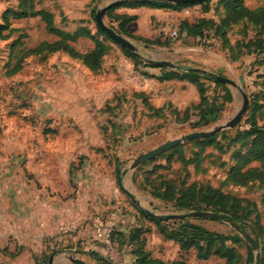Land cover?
<instances>
[{
  "label": "rangeland",
  "instance_id": "1",
  "mask_svg": "<svg viewBox=\"0 0 264 264\" xmlns=\"http://www.w3.org/2000/svg\"><path fill=\"white\" fill-rule=\"evenodd\" d=\"M106 1L33 0V8L51 16L55 30L78 35L68 43L77 52L94 46L92 38L85 36L87 30L108 43L101 67L92 71L67 51L28 53L42 41L61 40V35L49 31L39 15L9 16L5 23V12L19 9L21 0H0V264H47L52 253L54 264H72L74 258L87 264H137L136 244L129 241L135 232L144 240V249L165 262L182 257L188 264H224L213 256L197 258L194 248L179 251L175 242L158 231L156 220L160 219L145 212H189L174 202L191 184L219 188L249 201L247 217L246 211L238 213L241 217L236 223L242 225L241 231L223 220L167 219L160 220L162 224L174 227L177 221L188 220L228 237L237 234L241 242L227 244L241 253L242 264H254L256 251L259 264H264V190L256 183L235 186L226 180L235 154L249 145L252 124L264 126V34L254 24L232 27L225 41L233 48L231 54L226 51L229 61L206 66L200 49L180 54L169 49L174 45L207 48L209 34L186 36L180 27L184 21L217 20L221 15L217 0L188 5L143 0L175 5L140 12L138 29L153 43L127 36L116 21L103 16L134 43L136 49L130 51L102 34L95 23L94 14ZM245 4L255 8L264 6V0H245ZM175 27L177 36L171 38ZM130 55H136L138 62ZM147 59L168 60L177 67H159ZM191 68L234 80L248 97L246 111L235 127L183 141L132 168L138 155L164 142L189 132L220 128L241 105L235 88L201 78L206 99L200 103L199 97L185 108L177 103L155 107L142 93L153 79ZM177 80L196 87L190 80ZM182 101L177 100L178 104ZM122 189L133 193L142 207ZM94 222L113 228V261H106L102 243L92 236ZM75 250L83 252L76 254Z\"/></svg>",
  "mask_w": 264,
  "mask_h": 264
},
{
  "label": "trees",
  "instance_id": "2",
  "mask_svg": "<svg viewBox=\"0 0 264 264\" xmlns=\"http://www.w3.org/2000/svg\"><path fill=\"white\" fill-rule=\"evenodd\" d=\"M207 1L209 0H204V2ZM188 4L190 3L185 5ZM32 5L33 0H21L19 9H10L5 12L3 16L4 22L8 23L9 16L17 19L39 15L45 22L46 28L53 33L58 32V35H61V40H55L53 42L42 41L37 46L30 49L28 53L44 54L63 50L67 51L72 57L80 59L82 63L92 71L98 70L101 67L102 58L109 49L107 42L94 38V36L87 30L85 36L92 38L94 46L87 52L79 53L68 44L71 41H75L78 35L67 34L55 30L51 16L46 11L36 10ZM144 5H148L151 8L175 6L162 1H116L105 11V16L111 21H116L119 30L127 36L147 43H153L152 41L147 40V38L133 35L128 31L127 24L130 21L135 20L137 18L136 15L116 12L120 7H141ZM216 9L221 12L220 17L217 20H212V18L201 19L194 24L184 21L180 27L181 33L184 32L186 36L198 37L204 36L205 33L209 35L211 34L213 37H216L221 41L222 49L227 50L228 54H231L233 48L230 43L227 44L225 41L229 39V31L232 27L238 26L241 23L254 24L260 29L261 33L264 34V6L249 8L245 4V0H217ZM6 26L7 25H5V27ZM98 29L106 36L105 32L100 28ZM208 29L210 30L208 31ZM261 42L264 43V38ZM130 56L133 61L138 62L136 61L138 60L136 55ZM146 64L148 65L149 63ZM199 73L200 72L195 70L188 69L186 73L180 74L167 72L164 76L162 75L160 78L156 79L162 81L176 78L187 79L194 82L201 103L206 99V87L204 83L201 82V79L213 81L216 85H222V83L218 82L210 75L205 74L206 76H203L201 75L202 73ZM225 95L228 99H231L230 93L227 89H225ZM166 105H168V103ZM252 125L253 130L249 133L252 138L249 140V145L243 153L235 154V162L228 170L226 180L228 184L235 186H245L249 183H256L260 189L264 190V126L260 127L256 123H253ZM184 191L185 193L175 198L174 205L177 208L189 209L190 211L212 210V212L224 215L228 219H232L234 222L240 220L241 216L238 215L240 211H246L244 216L247 217L250 213L247 209L252 206L249 201L228 195L219 188H211L201 185L196 187L194 184H191ZM261 201L264 205V193L262 194ZM246 206H248L247 209ZM177 222V226L171 227L162 224L163 222L160 220H156L160 234L165 239L175 242L180 251L186 252L194 248L196 250V257L200 259H208L213 256L223 259L224 264L243 263L241 253L234 248V245L227 244V241H232L235 245H238L236 242H241V238L237 234H234L233 237H228L223 233L205 229L188 220H179ZM240 227H242V225H240ZM129 241L136 244L133 253L137 264H188V262L182 257L170 262H165L159 258L152 257L144 249L145 242L143 239L139 240L138 232H135L134 235H130ZM100 260L104 261L102 258H100ZM106 261L108 260L106 259Z\"/></svg>",
  "mask_w": 264,
  "mask_h": 264
},
{
  "label": "water",
  "instance_id": "3",
  "mask_svg": "<svg viewBox=\"0 0 264 264\" xmlns=\"http://www.w3.org/2000/svg\"><path fill=\"white\" fill-rule=\"evenodd\" d=\"M118 0H108L106 1L94 14V20L98 28H100L103 32H105L112 40L116 41L118 44H120L122 47L126 48L127 50L134 51L136 49L135 45L133 42H131L129 39H127L125 36L122 34L118 33L116 30H114L111 26H109L105 21H104V13L105 11L114 3ZM170 1L173 3H192V2H197V1H202V0H166ZM147 61L155 64L156 66L159 67H165L168 69H175L177 66L172 63L171 61L168 60H149ZM191 70H195L197 72H200L202 74H207L212 77H214L218 82L228 84L235 88L237 90L236 96L242 98V103L241 105L236 109L234 112L233 116L224 122L220 128L217 129H212V130H204V131H193L186 133L178 138L169 140L167 142H164L152 149H150L147 152H144L140 155H138L133 161H132V168L142 164L143 162L150 160L151 158L157 156L164 150L170 149L179 143L183 141H189L193 139H199V138H205L209 137L211 135H214L217 133L221 128H233L235 127L238 122L240 121L243 113L246 111L248 107V97L244 91L241 90L239 85L232 79L227 78L225 76L217 75L213 72L206 71L201 68H191ZM122 191L129 197L131 201H133L138 207H142L140 202L135 198L134 194L131 193L130 191L126 189H122ZM145 212L153 216L157 219L160 220H167V219H185V218H197V219H210V220H223L225 222H228L230 226L237 232L241 231V227L239 224L234 222L232 219H228L224 215H219L216 212H210V211H205V210H195V211H189L185 213H170L166 215H160V214H155L152 213L148 210H145ZM254 244V242H251ZM83 252L82 250H75L74 253H80ZM54 254L52 253L48 257L47 264H54ZM72 264H87L83 260H80L78 258H74L71 260ZM254 264H259V252L256 251L255 253V263Z\"/></svg>",
  "mask_w": 264,
  "mask_h": 264
},
{
  "label": "crops",
  "instance_id": "4",
  "mask_svg": "<svg viewBox=\"0 0 264 264\" xmlns=\"http://www.w3.org/2000/svg\"><path fill=\"white\" fill-rule=\"evenodd\" d=\"M148 9H151V11L153 12L155 8L144 6L120 7L116 10V12L121 14L136 15L137 18L127 24V29L133 35L142 36V32L138 29L137 23L140 21V12L148 11ZM209 37L210 38L207 40V48H190L189 46L185 45L175 47L174 45L169 50L173 53L180 54L186 53L187 51L194 52L200 49L202 52L199 53L203 55V63H205L206 66H211L213 64L219 65L222 63V61H229V58L226 54L227 50L222 49L221 45L218 43V39L216 37H213L211 34L209 35ZM142 91L144 96L148 98L151 104L158 108L163 107L167 103H171L173 105H176L177 103L179 107L181 105L185 108L186 106L195 104L199 101V93L196 87L185 80L168 79L160 81L158 79H153V82L151 84L149 82L145 84ZM179 99H183L181 104H178L177 102V100ZM61 262L63 263L62 260Z\"/></svg>",
  "mask_w": 264,
  "mask_h": 264
},
{
  "label": "built area",
  "instance_id": "5",
  "mask_svg": "<svg viewBox=\"0 0 264 264\" xmlns=\"http://www.w3.org/2000/svg\"><path fill=\"white\" fill-rule=\"evenodd\" d=\"M177 28H174L170 32V37L175 38L177 36ZM112 232L113 228L110 226V224H102L100 222H94L93 228H92V236L95 240L102 243V247L104 249V253L106 257H108L107 260H114L116 257V246L115 243L112 240Z\"/></svg>",
  "mask_w": 264,
  "mask_h": 264
}]
</instances>
